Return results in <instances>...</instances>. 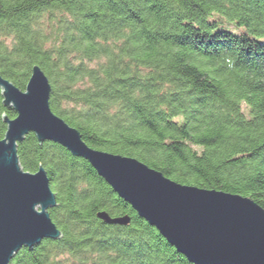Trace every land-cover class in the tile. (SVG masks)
Returning <instances> with one entry per match:
<instances>
[{"label": "trees", "instance_id": "1", "mask_svg": "<svg viewBox=\"0 0 264 264\" xmlns=\"http://www.w3.org/2000/svg\"><path fill=\"white\" fill-rule=\"evenodd\" d=\"M35 65L89 146L264 208V0H0V73L24 90ZM4 114L0 88V140ZM18 154L48 171L62 236L10 264H194L85 158L33 132Z\"/></svg>", "mask_w": 264, "mask_h": 264}, {"label": "water", "instance_id": "2", "mask_svg": "<svg viewBox=\"0 0 264 264\" xmlns=\"http://www.w3.org/2000/svg\"><path fill=\"white\" fill-rule=\"evenodd\" d=\"M3 102L17 116L0 140V264L23 247L33 249L62 231L50 208L58 203L44 166L26 170L18 145L33 132L88 160L113 189L194 264H264V208L255 200L218 189L177 182L136 157L89 146L79 129L50 105L51 82L39 65L26 89L0 73ZM106 223L129 225V214L98 212Z\"/></svg>", "mask_w": 264, "mask_h": 264}, {"label": "bare ground", "instance_id": "3", "mask_svg": "<svg viewBox=\"0 0 264 264\" xmlns=\"http://www.w3.org/2000/svg\"><path fill=\"white\" fill-rule=\"evenodd\" d=\"M17 116V115H16ZM15 118V117H14ZM8 125V124H7ZM8 127V126H7ZM231 193V192H230ZM242 196H244V195H242ZM247 197V196H246ZM250 198V197H249ZM141 217V216H140ZM143 218V217H142ZM146 220V219H145ZM147 221V220H146ZM148 222V221H147ZM149 223V222H148ZM160 232V231H159ZM176 248V247H175ZM178 251V250H177Z\"/></svg>", "mask_w": 264, "mask_h": 264}]
</instances>
